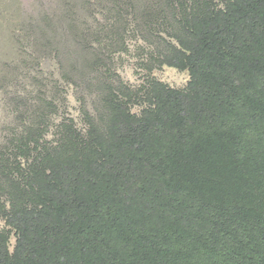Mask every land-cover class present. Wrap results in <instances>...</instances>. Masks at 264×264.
<instances>
[{
  "label": "trees",
  "instance_id": "16d2710c",
  "mask_svg": "<svg viewBox=\"0 0 264 264\" xmlns=\"http://www.w3.org/2000/svg\"><path fill=\"white\" fill-rule=\"evenodd\" d=\"M107 3L108 42L86 33V0L59 17L68 50L54 18L32 40L59 78L11 102L0 264H264V0ZM128 36L148 47L141 69L186 87L122 82Z\"/></svg>",
  "mask_w": 264,
  "mask_h": 264
},
{
  "label": "rangeland",
  "instance_id": "374dc122",
  "mask_svg": "<svg viewBox=\"0 0 264 264\" xmlns=\"http://www.w3.org/2000/svg\"><path fill=\"white\" fill-rule=\"evenodd\" d=\"M101 1L91 0L90 3L86 0V33L100 32L102 39L108 42L109 38L106 36L110 18L108 11L112 10V7L107 0H104L103 4ZM73 2L74 0H0V143L5 135L4 129L13 125L15 112L11 102L18 97L20 99L34 97L39 89V82H49L51 87L59 78L57 61L46 60L39 66L38 56L32 50V40L44 30L43 27L48 21L54 18L53 22H56L59 29V34L56 35L61 37L62 46L67 47L64 40H67L68 33H65V25L60 23L59 17L67 13L65 5ZM100 5H104L105 9H108L107 12L105 10L102 12ZM125 18L129 22L132 21V17ZM81 21L82 19H79L78 23ZM128 37L126 41L128 51L114 57L115 72L122 82L133 89H138L151 76L173 89L186 87L188 75L185 72L163 67L149 74L141 69L139 63L145 61L146 56L143 54L148 47L135 37ZM53 58L55 57L51 60ZM78 96L73 87L67 89L66 116L76 121H79L80 117ZM86 97L88 100L86 108L92 111L91 103L95 99L88 98V95Z\"/></svg>",
  "mask_w": 264,
  "mask_h": 264
}]
</instances>
